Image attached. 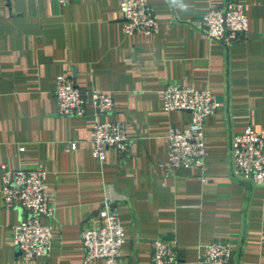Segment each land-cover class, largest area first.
<instances>
[{
    "label": "crops",
    "instance_id": "0c3cea01",
    "mask_svg": "<svg viewBox=\"0 0 264 264\" xmlns=\"http://www.w3.org/2000/svg\"><path fill=\"white\" fill-rule=\"evenodd\" d=\"M148 1L159 22L152 34L126 31L119 0H0V264L22 261L13 240L21 212L3 204L2 164L48 171L52 248L35 263L84 264L81 230L100 223L110 198L126 233L120 264H150L157 237L177 247L180 264H196L214 240L231 241L234 264H264V186L234 173L231 146L247 126L264 129V0H236L249 29L233 44L200 22L224 0ZM61 74L111 93L114 111L99 115L89 94L84 115H60ZM171 83L211 89L223 103L205 125V170H165L170 129L191 120L164 108ZM97 119L126 124L128 153L93 155Z\"/></svg>",
    "mask_w": 264,
    "mask_h": 264
},
{
    "label": "built area",
    "instance_id": "2783aa9c",
    "mask_svg": "<svg viewBox=\"0 0 264 264\" xmlns=\"http://www.w3.org/2000/svg\"><path fill=\"white\" fill-rule=\"evenodd\" d=\"M59 1L65 4L71 0ZM119 7L128 33L152 34L159 30V22L148 0H119ZM200 22L205 34L226 44L239 41L249 29L244 4L236 0H224L221 5L211 7ZM89 94L99 115L114 111L115 100L111 93L83 91L74 75H59L55 89L58 113L63 116L84 115ZM163 105L167 111L191 112L188 127H172L168 134V161L164 164L167 175L179 168L205 170V125L208 117L223 106L222 101L211 89L171 83L163 91ZM90 142L93 155L104 160L109 147L116 148L122 154L128 153L132 139L124 122L97 119ZM231 146L234 173L264 186V129L247 126L233 135ZM75 147L76 143L73 142L70 148ZM1 169L3 204L6 208H16L21 212L20 221L13 226V240L20 249L22 259L18 264H38L34 261L50 253L53 239L52 225L43 221L55 209L50 201L48 171L42 164L34 168L16 169L2 164ZM97 215L101 220L99 224L85 225L81 230L84 264H94L100 259L105 260V264H120L126 233L119 209L112 199L106 198ZM233 256L230 240H214L201 247L196 264H234ZM180 262L175 245L162 237L154 238L150 264Z\"/></svg>",
    "mask_w": 264,
    "mask_h": 264
}]
</instances>
